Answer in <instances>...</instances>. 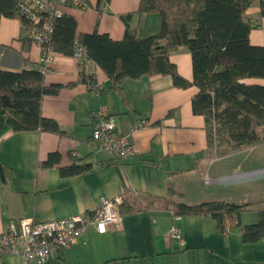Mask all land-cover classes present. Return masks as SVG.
Returning <instances> with one entry per match:
<instances>
[{
	"label": "crops",
	"instance_id": "obj_1",
	"mask_svg": "<svg viewBox=\"0 0 264 264\" xmlns=\"http://www.w3.org/2000/svg\"><path fill=\"white\" fill-rule=\"evenodd\" d=\"M139 3L89 0V7H67L65 13L76 18L77 36L98 31L119 40L128 27L141 37L156 33L161 27L159 14L137 12ZM246 16L253 25L251 42L264 46V15L258 0ZM24 39L29 34L20 17L1 18V69L38 65L43 47ZM171 59L179 73L192 81L189 49L178 46ZM83 75L103 82L101 96L87 89ZM248 81L264 84V78ZM45 82L63 85L57 94L43 97L42 112L56 119L65 134L24 130L0 138V233L11 221L25 217L46 221L91 212L102 198L116 195L124 200L153 194L187 203L221 199L246 204L240 215L242 226L259 222L264 212V166L249 161L251 155L246 160L236 157L264 147V142L216 154L209 146L204 116L193 112L196 85L177 87L171 75L145 74L117 86L95 61L60 52H54ZM100 107L115 119L119 131L135 128L143 119L151 122L133 132L134 155L119 160L94 142L92 111ZM56 150L62 156L59 166L39 165ZM75 162L91 167L77 175L61 174L60 166ZM207 177L210 187L202 182ZM173 227L180 231L178 241L170 239ZM55 257L59 264H167L164 258L176 259L177 264H264V235L247 242L240 229L223 235L210 216H176L171 209L156 207L122 215L105 232L90 227ZM0 264H23V259L5 254Z\"/></svg>",
	"mask_w": 264,
	"mask_h": 264
},
{
	"label": "trees",
	"instance_id": "obj_2",
	"mask_svg": "<svg viewBox=\"0 0 264 264\" xmlns=\"http://www.w3.org/2000/svg\"><path fill=\"white\" fill-rule=\"evenodd\" d=\"M254 1L140 0L137 12L159 14V31L141 37L136 29L128 27L119 40L98 31L77 36L76 18L64 13L54 20L49 45L65 55H73L77 45L85 47L88 59L95 61L117 86L126 78L145 74L171 75L177 87L196 85L193 112L205 118L209 146L224 155L264 142V84L248 81L264 78V46L251 42L253 25L246 16ZM258 1L264 15V0ZM17 2L0 0V20L18 16L28 28L29 20L19 13ZM23 41L30 42V37ZM180 45H185L191 53L192 81L179 73L171 59L172 51ZM24 49L28 50V46ZM62 87V84H47L39 64L22 70L0 68V138L8 132L24 130L64 135L57 120L42 112L43 97L57 94ZM61 158L59 151H51L39 165L59 166ZM90 167L75 162L60 166V172L72 176ZM156 207L171 209L176 216H210L221 232L225 228L240 229L247 242L264 235V212L258 223L242 226L240 215L246 204L221 199L187 203L141 194L124 199L119 210L121 215H127ZM47 264H59V258Z\"/></svg>",
	"mask_w": 264,
	"mask_h": 264
},
{
	"label": "built area",
	"instance_id": "obj_3",
	"mask_svg": "<svg viewBox=\"0 0 264 264\" xmlns=\"http://www.w3.org/2000/svg\"><path fill=\"white\" fill-rule=\"evenodd\" d=\"M67 7L85 9L89 0H18L17 9L29 20L28 34L32 42L43 47V55L38 64L46 75L51 71L54 50L49 45L54 26V20L65 13ZM73 56L78 60L88 59L85 47L77 45ZM94 95L101 96L105 86L97 76L88 75L81 78ZM92 139L103 150L112 153L116 158L126 159L135 154L132 142L133 132L150 126L147 119L141 120L135 128L119 131L115 119L109 115L105 107L92 111ZM216 153V150L214 149ZM217 154V153H216ZM210 179L207 177L206 181ZM122 195L104 197L91 212L75 214L66 218L39 221L33 217H25L19 221H11L0 233V257L5 254H17L23 259V264H47L57 253L72 246L83 237L90 227L105 232L109 226L117 224L121 219L120 204ZM231 230L225 228V236ZM170 238L180 240L181 234L177 227L169 233Z\"/></svg>",
	"mask_w": 264,
	"mask_h": 264
},
{
	"label": "rangeland",
	"instance_id": "obj_4",
	"mask_svg": "<svg viewBox=\"0 0 264 264\" xmlns=\"http://www.w3.org/2000/svg\"><path fill=\"white\" fill-rule=\"evenodd\" d=\"M212 149H215L216 147H211ZM220 150V149H219ZM214 151V150H213ZM217 152V151H216ZM245 155H248V156H245ZM249 155H251V157H250V159H249V161H252L254 164H256L257 166H259V167H261V166H264V147H261L260 149H258V150H256V151H253V150H248V152L247 153H244V154H242V155H238L237 157H236V159H242V160H246V159H248V157H249ZM252 163V164H253ZM205 180H206V178H205ZM203 182V184H205V186H207V187H210L211 185V181L209 180V181H202ZM164 261H165V263H169V264H177V261H176V259H174V260H171V258H169V260L167 259V258H164Z\"/></svg>",
	"mask_w": 264,
	"mask_h": 264
}]
</instances>
